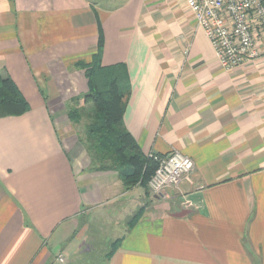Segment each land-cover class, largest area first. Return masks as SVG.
<instances>
[{"label": "crops", "instance_id": "1", "mask_svg": "<svg viewBox=\"0 0 264 264\" xmlns=\"http://www.w3.org/2000/svg\"><path fill=\"white\" fill-rule=\"evenodd\" d=\"M101 32L102 65L128 72L124 124L143 153L194 160L161 196L89 170L78 147L75 65ZM0 76L30 104L0 117V264H82L91 218L103 264H264V55L224 68L186 0H0Z\"/></svg>", "mask_w": 264, "mask_h": 264}, {"label": "trees", "instance_id": "2", "mask_svg": "<svg viewBox=\"0 0 264 264\" xmlns=\"http://www.w3.org/2000/svg\"><path fill=\"white\" fill-rule=\"evenodd\" d=\"M103 44L101 32L94 59L75 65L85 71L88 91L77 98L68 115L73 122L88 119L85 136L79 138L97 171H117L127 188L148 186L157 164L143 153L124 124L130 91L128 72L124 64L102 65ZM29 110L30 104L14 80L0 76V117L18 116Z\"/></svg>", "mask_w": 264, "mask_h": 264}, {"label": "built area", "instance_id": "3", "mask_svg": "<svg viewBox=\"0 0 264 264\" xmlns=\"http://www.w3.org/2000/svg\"><path fill=\"white\" fill-rule=\"evenodd\" d=\"M224 68H233L264 55V0H186ZM156 164L149 188L161 196L183 180H190L194 160L181 151L150 152ZM63 257L60 261H63Z\"/></svg>", "mask_w": 264, "mask_h": 264}, {"label": "rangeland", "instance_id": "4", "mask_svg": "<svg viewBox=\"0 0 264 264\" xmlns=\"http://www.w3.org/2000/svg\"><path fill=\"white\" fill-rule=\"evenodd\" d=\"M115 3V1H114ZM77 68V67H76ZM80 69V68H78ZM83 70V69H82ZM86 77V76H85ZM87 79V78H86ZM80 97V96H78ZM78 97H73L71 99V104L75 105V102H77V98ZM88 108H90L91 106L87 105ZM73 125L75 126V130L76 133L78 134L79 137H84V132H85V125L88 123V119L82 118V120L80 122H73ZM79 149H85L84 145L82 144V142L80 141L79 138V144H78ZM91 160V158H90ZM89 170L91 171H97L95 169V166L90 163V166L88 167ZM88 224H91L90 226V231L88 232V239L85 241L84 246H82L81 248V252H80V262L82 264H84L86 262V260H93V264H103V252H105V248L106 246L108 247V244H110V242H107L105 235L104 237H98V235H96V232L99 233V228L98 225L95 223V220L93 218L88 220ZM107 236V235H106ZM113 236V235H111ZM62 256L59 257V260Z\"/></svg>", "mask_w": 264, "mask_h": 264}]
</instances>
